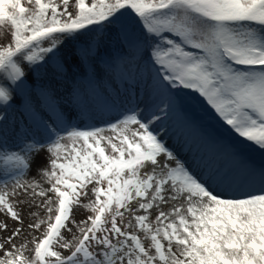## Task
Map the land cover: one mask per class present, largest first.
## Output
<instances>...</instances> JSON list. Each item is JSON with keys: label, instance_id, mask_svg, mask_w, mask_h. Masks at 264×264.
<instances>
[{"label": "snow or ice", "instance_id": "obj_1", "mask_svg": "<svg viewBox=\"0 0 264 264\" xmlns=\"http://www.w3.org/2000/svg\"><path fill=\"white\" fill-rule=\"evenodd\" d=\"M4 26L0 104L23 91L32 119L0 155V264H264V0H0ZM61 89L105 126L45 112ZM182 90L261 162L193 119ZM168 119L218 162L179 158ZM41 153L44 186L25 179Z\"/></svg>", "mask_w": 264, "mask_h": 264}, {"label": "rangeland", "instance_id": "obj_2", "mask_svg": "<svg viewBox=\"0 0 264 264\" xmlns=\"http://www.w3.org/2000/svg\"><path fill=\"white\" fill-rule=\"evenodd\" d=\"M7 30H8L7 26H4V28H0V36H2L4 34V32L7 31ZM101 75H103V73H101ZM104 79H107V77H104ZM83 87H85V88L88 87L86 81L83 83ZM62 90L63 89H61V91ZM18 94H20V96L17 97V100L13 101L9 105L5 106L3 104H0V112H3V110H5V108L7 109V108H11L13 106L14 108L15 107L18 108V110L23 113L24 112V108L26 106H22L18 101H19L20 98H24L25 99V103H27L26 93L23 92V91H20ZM179 95H180V98L184 102V110L193 119H195L196 121L201 123L204 127H206V128L215 127V125H217V123H218V126H221L224 130L233 131V130H231L230 126H228L219 117H216L217 118V123L214 121V118L211 115H209L207 113V111H206V109H207L206 106H208V109L211 108V107L206 103V101L202 97L199 96L198 93H195L193 90H182ZM64 96H67V92L64 95L60 96V97H56L53 100V102L51 103L50 101L47 102L46 97L44 95H41L40 96V101H41V104L43 106H46L45 104H47V103L51 104L50 108L47 107V110H48L47 113L49 115H53L54 116L55 113L53 112V107H56V105H59L60 107H63L65 109V111L67 112L68 99L66 98L65 101H64L63 100V98H65ZM60 107H56V112L60 111ZM69 107L73 110L72 112L74 114H76V119H78L79 118V115H78L79 110L77 108L71 106V105ZM25 112L26 113H24V114L28 118V123H31V119L32 118L29 115V111H28L27 107L25 109ZM111 114H116V111L112 112ZM107 119H108V115L103 120L100 119L99 122H97L96 119L95 120L92 119L90 121L88 120L86 124L91 125L93 123H96L97 126H102L103 127V126H105L104 121L107 120ZM163 121L164 120H161L160 122H163ZM173 125H175V124H173ZM0 126H2V125H0ZM222 128H220V129H222ZM183 129H184V127L182 125L178 126L176 129H173V130L168 129V132H169L168 135L169 136H168L167 140H173V139L177 140V139H179V142L181 144H184V141H186V144L188 145L189 144L188 140H186L182 136V130ZM105 134L109 135L110 133H105ZM61 135H64V133H61ZM191 136L194 138L195 141L198 140L200 143H202V140L199 138L198 135H194V133H193V134H191ZM228 137H229V134H228ZM229 138L230 139H235L237 141V144L239 142H241V144L240 145L238 144L236 147L238 149H240L243 152V154L248 159H250L251 156L254 157V156H257L259 154V151L250 142L245 141L243 138L239 137L238 135L237 136H232V137H229ZM191 141H192V144H193V140L192 139H191ZM226 142L229 143L228 140ZM24 144H25V141L24 142L20 141V142H17L16 144L14 143V144H4V145H1V143H0V155H2L3 153H7V152H19L20 149L22 147H24ZM197 146H199V145H197ZM197 157L205 158L206 157V153L201 149L199 151V155ZM29 160L33 161L32 162L31 173L29 175H27L25 177V179L29 180V181L36 180L37 182L43 181L41 186H44L46 184V182H47L46 177H44L43 175H41L40 177L36 176L38 167L44 163V154L41 153L40 155H35L34 158H33V155H30L29 156ZM3 167L4 166H3L2 160H0V170H2ZM45 170H50V164L48 166V169H45ZM93 198L94 197L91 195V193H89L87 199L91 200ZM77 214L79 215L80 213L78 212ZM9 223H11V221H9ZM25 223H27V221H25ZM4 235H7V233H5ZM17 243H19V241H17ZM26 254H28V253H26Z\"/></svg>", "mask_w": 264, "mask_h": 264}, {"label": "bare ground", "instance_id": "obj_3", "mask_svg": "<svg viewBox=\"0 0 264 264\" xmlns=\"http://www.w3.org/2000/svg\"><path fill=\"white\" fill-rule=\"evenodd\" d=\"M63 91L64 90H62V91L60 90L59 93H58V95L56 97H60V96L64 95L66 93V91H64V92ZM18 96H20V94H18ZM64 97L65 98H63V100L65 101V99L67 98V96H64ZM46 100H47V102H49V101L51 103L53 102V100H49L47 98H46ZM39 104H40V106L42 107V109L45 112L48 111L47 110V107L48 108L51 107L50 106L51 104H48V103L45 104L46 106H43L41 104V101L40 100H39ZM69 106L70 105L68 103L67 111L69 109H71ZM25 109H26V107L24 108V112L23 113L21 111H19L18 108H16V107L14 108L13 106L11 108H7V109L5 108V110H3V112L6 111L5 113L7 114L8 119L4 122V124H2V126H0V143H1V145H4V144H14V143L16 144L17 142H20V141L21 142H24V139H23L22 135L19 134L16 126L17 125H22V126H25V127L27 126L25 124V121L28 122V118L24 114V113H26L25 112ZM71 111H73V110L71 109ZM106 117H107V115H104V116L97 115L95 117V119L97 120V122H99L100 119L103 120ZM77 120L84 121V123L86 124L88 120L90 121L92 119L79 115V118ZM160 124L163 125L164 128L170 129V130L176 129L178 126H180L179 123H177V125H173L175 123H174V121L172 119H168L167 121L164 120L163 122H160ZM5 126L7 128L6 133L4 132ZM158 127H159V125H158ZM211 131L216 135V131L214 129H212ZM193 133H194L193 131H191L190 129H187V128H184L182 130V136L186 140H188V142H189V144L187 145V147L183 146V144H181L179 142V139H177V140H175V139H173V140H167V138L169 136L168 134L165 135L163 137V139L165 141H167L169 147L173 148L176 151V153L179 156V158H181L182 160H184L189 166H192V163H193L192 162V157H194V158L197 159V156L199 155V151L201 149L207 154V156L205 157L204 160H202L201 158L198 159V160H201L202 162L208 163V164H215V163H217L218 160H217V157H216V154H215L213 148L210 145L204 143L203 141H202V143H200L198 140L195 141L194 138L191 136V134H193ZM194 135H196V134L194 133ZM35 138L36 139H40L41 137L40 136H37ZM191 139L193 140V144H192ZM197 145H199V146H197ZM188 148L191 149V152L187 150Z\"/></svg>", "mask_w": 264, "mask_h": 264}]
</instances>
